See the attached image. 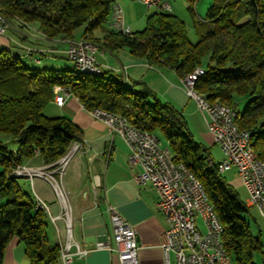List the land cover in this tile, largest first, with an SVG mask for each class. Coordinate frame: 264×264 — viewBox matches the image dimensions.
<instances>
[{"label":"trees","instance_id":"obj_1","mask_svg":"<svg viewBox=\"0 0 264 264\" xmlns=\"http://www.w3.org/2000/svg\"><path fill=\"white\" fill-rule=\"evenodd\" d=\"M188 0L192 44L184 24L169 12H156L140 32L124 35L109 27L113 0H0V15L8 20L36 23L46 39H81L98 50L116 53L126 49L154 69L167 68L179 79L202 68L194 91L209 103L236 111V126L250 136L256 159L264 164V0H211L203 20L195 19ZM20 25V24H19ZM108 27V28H107ZM101 30L102 39L92 33ZM208 63L201 67V61ZM79 74L71 64L61 71L30 68L17 54L0 47V134L17 147L9 151L0 142V264L6 246L16 238L28 264H59V246L48 247L46 214L24 193L11 176L25 159L38 154L44 165L54 166L74 143L81 130L67 118H46L44 108L53 101L54 87H66L85 111L94 109L122 116L132 128L162 136L175 164L184 165L200 182L223 227L222 244L232 264H254L263 253L264 229L251 208L218 171L209 148L195 142L184 117L145 87L135 91L119 77ZM246 104L241 111L235 99ZM159 140V139H158ZM160 142V141H159ZM213 161L209 165V161ZM248 217L257 231L250 229Z\"/></svg>","mask_w":264,"mask_h":264},{"label":"crops","instance_id":"obj_2","mask_svg":"<svg viewBox=\"0 0 264 264\" xmlns=\"http://www.w3.org/2000/svg\"><path fill=\"white\" fill-rule=\"evenodd\" d=\"M113 1L121 9H125V12L129 11L134 15L132 21L124 19L125 26L132 33L140 32L138 30L141 24L144 21L145 26L149 15L160 12L158 8H146L136 0ZM163 3L167 4V0ZM141 7H145L146 12H143ZM151 9L153 12L150 14ZM92 36L100 40L103 33L101 30H96ZM1 38L2 48L17 54L20 58L23 57L27 64L41 66L45 63L47 66L45 69L54 71H61L68 68L67 64H71L65 55L68 41L59 38L46 39L37 28L28 29L19 25L17 21H11L6 36ZM17 44H20L21 50L31 49L32 56H25L18 50L19 48L16 49ZM43 58L45 60H42ZM95 59L103 71L109 73L108 76L119 77L125 86L132 87L135 91L145 87L159 100L168 103L179 112L189 125L190 123L195 125L200 131L202 128L203 133L204 128L196 106L186 96L180 79L173 71L167 68H151L144 60L133 58L126 49L113 54L100 49ZM35 60H39V64L35 63ZM58 97L64 98V103L58 105L53 98V101L44 108L43 114L51 119L67 118L81 130L82 150L66 168L62 184L72 211V237L81 247L92 250L87 257L75 259L72 264H118L116 255L93 250L97 242H105L112 236L107 206L113 207L134 228L136 244L139 247L138 264H163L158 244L161 234L166 230V223L163 215L157 211L158 196L155 190L149 184L139 186L134 182L133 175L140 172V167L130 166L128 148L119 137L110 135L102 123L92 119L72 94L68 93V96H65L60 93ZM202 136L209 144L205 147L209 148L211 158L220 159L221 152L214 144L211 135L205 130ZM1 144L6 147L5 143L1 142ZM6 149L15 152L17 147L13 145L12 148ZM21 166L34 169L46 167L38 154L23 160ZM232 171L231 178L227 181L245 202V191L236 170L232 168L222 175ZM93 179L98 180L100 185L98 189H93ZM15 181L32 201L45 202L53 217L60 215L61 206L49 185L38 179L31 183L23 178ZM4 203V200H0V206ZM253 216L264 229V223L258 218L256 211ZM46 223V245L52 247L64 244L66 236L64 222L58 220L55 227L50 221V216H46ZM2 264H28L23 246L16 238L6 246Z\"/></svg>","mask_w":264,"mask_h":264},{"label":"built area","instance_id":"obj_3","mask_svg":"<svg viewBox=\"0 0 264 264\" xmlns=\"http://www.w3.org/2000/svg\"><path fill=\"white\" fill-rule=\"evenodd\" d=\"M45 2L56 0H42ZM146 8L156 7L160 11L169 12V6L163 0H136ZM110 29L130 35V30L125 26L123 11L114 3L109 16ZM8 26L0 23V37H5ZM19 48V49H18ZM16 49L25 56L31 57L33 51L28 48ZM97 47H85L82 39L75 41V48H66L65 55L75 69L103 71L96 62ZM39 64V60H35ZM200 72L192 75L197 76ZM190 78L180 82L186 96L191 99L197 112L200 114L206 132L211 135L215 145L219 147L222 160L218 163V171L223 174L232 168L236 170L245 191V204L253 208L258 218L264 223V171L256 169L248 160L242 148V140L233 137L228 128V115L234 114V109L207 110L203 101L193 98L190 92ZM126 81V79H124ZM60 93L68 96V88L54 87V100L58 105L64 103V98L58 97ZM83 108V107H82ZM87 112V111H86ZM88 115L102 123L110 135H116L128 148V162L130 166L140 167V172L133 175L134 182L139 186L151 185L158 196L157 211L164 219H170V230H165L160 238L158 247L162 253L163 264H232L229 256L216 254V242H222L223 227L217 219L213 206L200 182L193 178L190 172L182 166V174H175V167H170L165 159V149L160 146L159 140L150 133L136 135L129 126H125V119L119 114L94 109ZM247 132V131H246ZM82 150L81 144L74 143L69 158L58 161L54 166L34 169L17 166L11 175L22 176L30 183L38 179L50 186L56 201L61 206V213L53 217L49 206L39 200V210L49 213L50 221L56 227V222L62 220L65 224V242L68 245V256H64V263L72 264L75 259L87 257L92 250L81 247L72 237V211L67 194L63 188L62 180L66 168L77 153ZM211 165L212 161L210 160ZM93 189L99 188L97 179H93ZM111 225V239L97 242L93 250L106 251L116 255L118 264H138L136 233L119 213L107 206ZM175 228L185 231L188 247L199 244L200 258L189 260V255L177 251ZM57 230V229H56ZM264 240V233L262 235Z\"/></svg>","mask_w":264,"mask_h":264},{"label":"bare ground","instance_id":"obj_4","mask_svg":"<svg viewBox=\"0 0 264 264\" xmlns=\"http://www.w3.org/2000/svg\"><path fill=\"white\" fill-rule=\"evenodd\" d=\"M0 23H4L6 26H8V28L10 27V23L2 15H0ZM23 26H25V28L29 29V26L27 24H23ZM82 45L85 47H95L94 44H92L88 41H85L83 39H82ZM67 48H75V41L74 40L68 41L67 42ZM97 51H98V49H97ZM75 70L79 74H85V75H90V76L101 77L103 75V71H97V70L79 71V69H75ZM198 72H200V73L197 76H192ZM202 74H203V71L201 69L197 68L191 74H189L183 78V79H188L191 77V79H190V92L192 94V97L198 98L200 101H203L204 108H206L207 110L230 109V107L219 104V103H209L203 97H201L200 95H198L194 91V85ZM183 79H180V82H183ZM236 117H237V115H236L235 110H234V114L228 115V128H230L231 133H232L234 138H236L238 140H242L243 151H245L246 157L248 158L249 161L252 162L253 166L256 169H259L260 171H264V164L260 163L256 159V157H255V155H254V153L250 147V136H249V134L247 132L241 131L237 128L236 123H235ZM125 126H129L126 120H125ZM129 128L132 129V131H136V135H144V132H140V131L132 128L131 126H129ZM73 148H74V144H72V146L70 147V149L66 153V155L64 157H62L59 161H64V158H69L71 150ZM165 159H166V162L169 164L170 167H175V174H182V166H178V164H175L172 161V157H171V154L168 151V149H165ZM209 165H211L210 161H209ZM185 170L187 172H190L186 167H185ZM11 176L13 177V179H22V176H19V175H11ZM193 178H195V177L193 176ZM36 207L39 210V201H36ZM40 211H42L44 214L49 216L48 212H45L43 210H40ZM164 221L166 223V230H170V219H164ZM175 239L177 241V251H180L181 254H183V255H189V260H198V258H200L199 244H192L191 249H190L188 247V244H187V238H186L185 231L182 230V228H175ZM59 250H60V264H68V263H64V256H68V245H64V244L61 245L60 244ZM216 254L217 255H225V249H224L222 242H216Z\"/></svg>","mask_w":264,"mask_h":264},{"label":"rangeland","instance_id":"obj_5","mask_svg":"<svg viewBox=\"0 0 264 264\" xmlns=\"http://www.w3.org/2000/svg\"><path fill=\"white\" fill-rule=\"evenodd\" d=\"M167 5L170 6L169 10L171 8L169 13H171L172 15L177 17L184 24V27H185V30H186V34H187V37H188L189 41L192 44H195L197 42V38L194 35V32L192 30V21H193V19H192L191 15L189 14L188 10H187L188 7H189L188 0H167ZM192 6H193L192 8H193V12H194V18L195 19H199V20H203L206 17L207 11L209 10V8L211 6V0H197L195 3L192 4ZM144 8L141 7V9H143V12L144 11L146 12V9H144ZM122 10H123L124 19L126 21H128V20L132 21L134 19V15L131 12H129V11H128V13L125 12V9H123V8H122ZM152 12H153V10L151 9L150 10V14ZM145 19H146V17H145ZM143 23H144V21H143ZM143 23L141 24V27H140V29L138 31H141V30L144 29L145 26L143 25ZM19 24L22 27H25V26H23V24H27V23L19 22ZM27 25L30 28H37L38 29V26H37L36 23L27 24ZM82 34H83V27H80V28H78V29H76L74 31L73 38L78 40L79 38L82 37ZM1 39L2 38L0 37V47H2L1 46L2 45ZM76 40H74V41H76ZM20 59H21L22 63L24 65L28 66V67H33V68H37V69H45L47 67L45 63L43 65H41V66H33V65L29 64V63L27 64L26 60L23 57H21ZM42 60H45V59L43 58ZM207 63H208V57H204L202 59V61H201V67H205ZM67 67L70 68L71 64H67ZM200 69L203 70L202 68H200ZM245 104H246V100L245 99H243V98H236L235 99V108H236L237 111L243 110ZM199 116H200V114H199ZM200 119H201L202 126L204 128L203 133H202V128H201V131H200V130H198V128L195 125H191V123L189 125V123L187 122L186 119H185V121L187 123L188 130L191 133L194 141L198 142V143H202V144H204V146L208 147L209 144H208L207 140L205 138H203V136H202V134H205V130L206 129H205L204 125H203V121H202L201 116H200ZM158 139L160 141V146L161 147H163V148H167L168 147L167 142L165 141V139L162 136H158ZM11 141L12 140H11V138L9 136L0 134V142L5 143L6 144V148H12L13 145L10 143ZM213 160L216 163L217 162H221L222 157H220V159H213ZM232 173H233V171L229 172V173H226V174L223 175V177L226 180H228V179L231 178V174ZM251 209H253V208H251ZM254 212H255L254 209L251 210L252 214ZM248 221H249V224H250L251 231L253 233H255L257 231V227H256L255 223L249 217H248ZM252 262L254 264H264V249H263V253L262 254H259V253L254 254Z\"/></svg>","mask_w":264,"mask_h":264}]
</instances>
